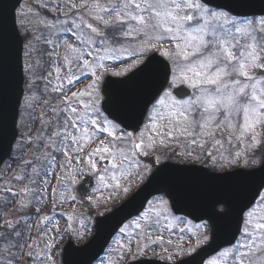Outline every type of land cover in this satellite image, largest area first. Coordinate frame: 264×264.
Segmentation results:
<instances>
[{"label":"snow or ice","instance_id":"1","mask_svg":"<svg viewBox=\"0 0 264 264\" xmlns=\"http://www.w3.org/2000/svg\"><path fill=\"white\" fill-rule=\"evenodd\" d=\"M212 4L213 0H70L65 6L76 10L70 20L39 22L51 36L71 34V39L29 38L27 26L20 21L15 27L17 34L20 27L25 29L26 43L22 58L14 59L10 44L0 36V130L6 80L21 73L22 107L32 123L37 119L41 123L35 137L21 141L23 150L33 147V156L17 165L22 175L14 174L12 179L20 187L6 183L0 189L6 193L0 211L14 203L19 210L29 211L27 217L15 221L0 215V264H56L52 249L70 234L71 225L60 233L49 228L55 217L31 213L41 211L57 166L65 173L63 178L56 177L64 189L85 173L97 178V190L127 193L129 188L121 181L134 174L143 179L145 173H152L153 179L163 183L158 189L163 195L132 221L140 230L136 242L138 254L143 255L156 242L153 233L161 240L164 231L171 232L172 220L187 223L173 215L169 199L176 202L193 195V176L213 182L238 179L242 184L255 174L245 169L264 163V153L256 159V150L264 141V0ZM58 10V6L49 9ZM39 43L52 46L46 51L47 67L34 59ZM122 53L144 59L130 65L136 70L125 79L106 80L104 59ZM122 72L129 73V69ZM81 76L91 82L73 91L77 83H83ZM38 81L43 83L39 95ZM53 95L57 99L52 100ZM37 107L43 109L39 117ZM24 127L30 131L27 121ZM170 145L176 147L162 151ZM165 160L169 162L162 163ZM154 165L161 166L153 172ZM261 189L264 179L250 198L241 200L237 213L240 238L220 250L223 264H264ZM216 205L226 208L216 211ZM232 211L228 199L217 197L207 219L223 220ZM34 221L43 222L38 223L37 237L32 231ZM127 227L119 232L126 234ZM198 227L214 224L205 222ZM50 232H56L59 240ZM179 232L183 234L185 228ZM209 239L203 235L196 246ZM117 243L123 247L121 241ZM209 264L222 262L213 259Z\"/></svg>","mask_w":264,"mask_h":264},{"label":"rangeland","instance_id":"2","mask_svg":"<svg viewBox=\"0 0 264 264\" xmlns=\"http://www.w3.org/2000/svg\"><path fill=\"white\" fill-rule=\"evenodd\" d=\"M69 2L70 0H23V4L17 11V24H19L20 21H23V23L27 26L29 30V38H31L32 35H35L40 36L42 38L49 37L55 40L71 39V34L65 35L63 33H57L55 36H51L48 28H46L43 23L39 22L41 19H46L49 21H55L57 18L70 20L75 14L76 10L70 9L69 6H65L66 4H69ZM74 2L79 3L80 0H74ZM42 4H46L47 7H42ZM53 6H58L59 8V10L55 13L49 11V9ZM65 13H67V16H65ZM59 27H61V25L57 24V28ZM24 30L25 29L23 27L19 28L20 35H22V37ZM24 43H26V40L23 38V44ZM51 48V45L39 43L37 45V52L34 54V59L39 58L42 62H44L45 67H47L48 63L50 62L48 61L46 51H51ZM60 51L63 55V49H61ZM44 57L46 59H44ZM138 59L142 60L144 59V57H130L126 53H122L118 57L111 55L106 56L103 61V63L107 66L106 76L111 75V73L114 72H122V70L125 68H128L129 71L133 70L134 68H130V65H132ZM42 74L46 75V73ZM124 74L127 73L122 72L121 76H124ZM81 80H83V83H77L76 87L73 88V91L83 89L88 83L91 82L90 79H88L86 76H81ZM37 83L38 93V91H41V89L43 88V83L40 81H38ZM55 98V95H53L52 100H54ZM21 99L22 102L19 108V122L17 127V131H19V136L16 140L17 142L13 147V150L11 151L12 154L10 156V159L5 162L0 169V189H2L6 183L16 188L20 187L19 183L12 179L14 174L22 175L21 172L17 171V165L22 164L24 161L30 160L33 156V147L29 146L26 150H23L21 141H26L29 137H35L41 130L40 120L37 119L35 123L31 122L28 114L24 112V109L22 107L23 97ZM42 111L43 109L41 107H37L35 115L39 117ZM28 120L30 131L24 127L25 122H28ZM51 131L52 130H50L49 132ZM95 146L96 145L94 144L92 148H94ZM173 146L176 147V145H170V147ZM170 147L164 148L162 149V151H169L171 150ZM92 148L87 149L85 155L87 154V151H91ZM159 150L160 149H158V151ZM58 159L62 158L58 157ZM141 159H144L146 162H148L144 157H141ZM13 160L15 162H13ZM148 163H151V160H149ZM100 166L101 165L98 164V168ZM54 172L55 175L52 177L51 185L47 189L46 199L40 205L41 211L39 213L32 212L31 214L35 216L50 215L52 217H55V221L53 222V224L49 225V228L55 227L60 233L64 232V230L68 228L69 225H71L70 234L65 235L63 238V242L58 243L56 247L52 249V251L56 254V264H62V248L69 238L73 239L76 245L85 242L93 233L94 218L98 214L105 213L107 209H111L116 202H118L120 199H123L127 194H129V192L139 186V184L142 183L149 175V173H145L143 179H141L140 176L134 174L130 180H122V186L129 188V191L127 193H124L122 190H113L112 188H101L100 190H97L98 181L92 173H85L84 175L77 176L75 178L76 182L74 184H71L68 188L64 189L61 187L56 177L59 176L63 178L65 173L59 166L55 168ZM86 175H91L96 181V184L92 189V194L90 196L80 199L77 195L75 188L77 184ZM53 188H56L55 195L53 194ZM61 192H63L62 197L60 195ZM5 196L6 193L0 191V201H2ZM72 197H75L74 201L72 200ZM155 199L156 198H154V200ZM150 207L151 205L149 203L146 209H150ZM28 214V210H19L15 203L12 206L6 207L2 211H0V215H2L4 219H11L13 221L22 217H27ZM69 217H71V220L69 219ZM185 220L187 221V223L185 224H181L179 220H172L171 232L164 231L161 240H157V234L153 233L152 240L156 242L152 244L150 250L146 251L143 255L138 254V246L136 242V233H139L140 230L135 229V225L132 223L133 220H131L128 224H126L128 226L126 229V234H121L119 232V236L115 240H113V242H111L110 248L106 251L107 255L101 258L100 261L96 262L95 264H102V262L103 264H123L126 260L132 261V259L142 257H156L160 258L162 261H173V259L183 257L185 256V254L188 255L195 251H189V249H196L200 245L205 244L202 243L199 246H196V240L202 239L203 235L209 236V229L200 228L198 227V225L200 224H193L188 219ZM0 223H2V221H0ZM38 223L43 222L34 221L32 224V231L34 237H37L39 235V233L37 232ZM180 228H185V232L183 234L179 232ZM188 229H190L191 231L189 232ZM49 234L55 235L57 240H59L60 238L56 232H50ZM125 235L130 239L125 238ZM77 236L79 238H77ZM169 239H171L172 243H168ZM117 241H121L123 247H121L120 244L117 243ZM143 243V241L140 242L141 247L143 246ZM129 244H131L130 251L128 250ZM165 249L167 251H165ZM25 252H27V249L25 250ZM169 256H171L172 260H168ZM213 259L221 261L223 264L225 258L221 257L219 253H217V256L207 260L206 264H209V261Z\"/></svg>","mask_w":264,"mask_h":264},{"label":"water","instance_id":"3","mask_svg":"<svg viewBox=\"0 0 264 264\" xmlns=\"http://www.w3.org/2000/svg\"><path fill=\"white\" fill-rule=\"evenodd\" d=\"M19 2L20 0H0V36H3L10 44L14 59L16 57L22 58L23 45L20 35L17 34L14 14L16 7L20 4ZM223 2H226V0H213L212 6ZM126 76L124 78L107 77L106 80L118 81L125 79ZM23 79L24 77H22L21 73L8 78L5 83L3 93V129L0 130V160L2 161L10 155V150L17 136L16 119L19 110L18 106L21 101V93L23 92ZM188 166L199 167L192 164ZM262 168H264V163L255 169H245V171L255 174L247 178L242 184L238 179L227 182H213L193 176L192 183L195 188L193 195L181 198L176 202L169 199L170 204L173 205L172 209L176 214L185 215L197 222L204 221L205 219L209 222V225L214 224V227H210L211 240L209 243L199 248L192 256L175 264H203L208 256L215 254L220 248L232 244L236 240L240 229L237 215L240 202L244 198H250L255 193L256 187L264 179V172L261 171ZM93 185L94 180L92 177H85L83 182L77 187L79 196L81 198L86 197ZM163 186V183L152 178L151 173L149 179L139 187V190L120 204L119 207L113 209L105 216H99L95 219L94 235L86 244L76 247L71 241L67 242L62 254L63 264H92L100 257V254L104 251L120 226L130 219V217L138 215L151 196L161 194L162 192H159L158 189ZM217 197L228 199L233 205V211L223 220H216L215 218L208 220L209 210L214 199ZM217 206L216 211H218ZM223 207L226 208V206ZM202 217L204 218L203 220L201 219ZM129 264L168 263L142 259L132 261Z\"/></svg>","mask_w":264,"mask_h":264}]
</instances>
